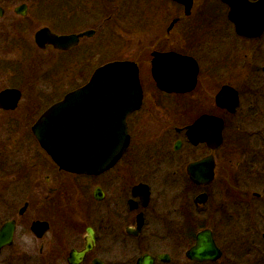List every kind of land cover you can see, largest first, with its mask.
I'll return each mask as SVG.
<instances>
[{
	"label": "flooded vegetation",
	"instance_id": "flooded-vegetation-1",
	"mask_svg": "<svg viewBox=\"0 0 264 264\" xmlns=\"http://www.w3.org/2000/svg\"><path fill=\"white\" fill-rule=\"evenodd\" d=\"M71 1L0 0V233L7 224L13 229L11 243L0 249V264H219L225 249L253 257L239 264H264V102L259 97L264 99V86L257 87L264 80L256 77L264 75V67L245 78L239 52L229 51L230 40L260 51L264 31L258 37L238 34L222 0H202L197 13L199 0H193L189 15L177 1L162 0L158 13L171 9L167 23L150 34L147 27L140 28L156 48L149 61L132 59L138 64L143 99L127 118L129 146L107 171L77 174L59 168L34 127L45 112L89 81L92 74L85 81L82 68H76L80 86L68 89L61 74L68 61L81 64L80 50L94 49L89 41L104 28L108 36L102 44L115 43L117 3L94 0L97 12L86 21L90 27L82 12L70 9ZM76 2L80 9L86 6L84 0ZM96 17L104 19L94 25ZM44 30L78 39L66 43V49L55 48L48 39L40 47L36 36ZM154 53L193 58L199 66L195 87L182 93L159 88L152 72ZM200 56L206 64L202 90ZM144 64L146 77L141 75ZM62 80L65 84L59 85ZM44 81V86L38 84ZM230 90L238 97L233 110ZM243 99L248 101L245 111ZM203 117L209 120L196 128ZM212 118L221 128L218 146ZM184 150L188 161L176 156ZM150 157L158 161L156 168ZM160 159L166 169L175 167L173 176L184 170L186 189L160 182ZM206 160L207 167L204 163L194 171L207 174L213 165V180L193 178L189 167ZM218 177L225 203L212 210L211 187ZM212 213L223 215L222 224L212 222ZM227 225L230 241L223 244L218 230ZM201 235L215 251L198 253Z\"/></svg>",
	"mask_w": 264,
	"mask_h": 264
},
{
	"label": "water",
	"instance_id": "water-1",
	"mask_svg": "<svg viewBox=\"0 0 264 264\" xmlns=\"http://www.w3.org/2000/svg\"><path fill=\"white\" fill-rule=\"evenodd\" d=\"M172 1L184 5L185 14H190L193 0ZM222 1L229 5V19L235 24L238 34L245 37H258L262 34L264 0ZM45 35L51 34L44 30L36 36L40 47L43 46L44 39H48L55 48L66 49V43L74 45L78 39L74 36L67 38ZM84 35L90 36L91 33L81 36ZM153 57L152 72L159 88L170 93H182L195 87L199 66L193 58L176 53H154ZM137 65L133 61H114L99 67L87 84L69 93L42 115L34 127V133L59 168L77 174H100L113 167L122 157L130 143L127 118L140 108L143 99ZM233 94L231 110L238 104L236 92ZM226 95L225 91L218 95L219 104ZM204 120L209 118L203 117L195 127L199 128ZM211 121L213 141L218 146L221 128L216 125L218 121L215 118ZM207 162L208 160L189 167L191 176L194 178L197 174L195 167L204 168ZM211 168L207 174H197L199 180H213V165ZM12 233L11 225H5L0 233V249L11 243ZM198 239V253L215 251L212 241L205 246L204 237L201 235Z\"/></svg>",
	"mask_w": 264,
	"mask_h": 264
},
{
	"label": "rangeland",
	"instance_id": "rangeland-1",
	"mask_svg": "<svg viewBox=\"0 0 264 264\" xmlns=\"http://www.w3.org/2000/svg\"><path fill=\"white\" fill-rule=\"evenodd\" d=\"M76 1L78 0L69 2L70 9L76 8L78 11L82 12L83 14L82 20L85 24L87 19H91L92 17H94L97 12L95 1L94 0H84L86 2V6L83 4L82 9L79 8V4ZM116 3H117L116 4L117 31L114 32V39H113L116 41L111 42V43L113 42L115 43L112 44V46L102 44L103 39H106V36H108L107 28H104L99 33H97V35L94 38H92L89 41L91 44L94 45V49L91 46H89L92 49L89 48L88 50L87 47H84L83 49L80 50V54L84 56L83 62L81 64H75L74 62L68 61L69 64H67V67H69L70 70L69 68H67L66 73L64 72L61 73L66 76L65 78H67L66 86L68 89H73L78 84H79L78 86H80V83L76 81V68H82V71L85 74L84 77L86 81L88 80V78L90 77V75L93 73L94 70H96L97 68H99L100 66L106 63L108 64L109 62L133 61L132 60L133 58L143 59L144 57H145L144 60L149 61L150 59L149 53L156 47L153 46L154 42L150 41L152 36L151 35L145 36L144 34L142 35L140 34V31H142V29L144 31V27H147L146 28L147 31L149 30L158 31L159 27L163 23L164 24L167 23L166 17L170 13L169 11H171L170 6H166V8L164 9V12L160 14V12L158 13V10H160L162 7V0H116ZM203 4L204 2H202V0L201 1L199 0V3L194 9L196 10L195 11L196 13H197L198 8H201ZM102 19H104V17L102 18L96 17L94 25L96 24V22L101 23ZM143 19L146 20L147 25H146V22L143 21ZM119 20L121 21L120 23H119ZM86 26L91 27V22H89V24L86 23ZM141 27L142 29H140ZM83 28H84V25H83ZM147 33L150 34V31ZM230 41H231L230 46L233 48L230 49L229 51H231V53L233 52L236 53V51L239 52V54H237L238 57L241 59V62L239 64L241 68L239 67V70L240 71L242 70L243 76L245 78L246 77L252 78L253 77L251 76L252 70H254L255 72L257 69L260 71L259 73H261V69L262 67H264V48H261L262 52L261 50L255 51V50H251L248 48H244V45L240 44L239 42L237 43L234 40H230ZM199 58L201 60V66L203 65V69L201 70L202 72L200 71L201 72V84H200L201 89L200 90H202L205 85V75H203V71H204L206 64L204 62L205 59H203L202 56H200ZM254 59H256V62H254ZM143 66H144L143 73L141 75L142 77H146L148 75L146 71L147 64H144ZM256 77H257V81L259 80L261 83L264 80V75L262 74H257ZM65 82H66L65 80L59 81V85L61 83L65 84ZM38 84L44 86L43 84H45V81L44 83L42 82ZM263 86L264 85H259L257 87H259L260 89H263ZM259 97H261L262 101L264 102L263 97L262 96H259ZM242 104H243V108H241V111L247 110L246 105L248 104V101L246 99H243ZM261 112L262 114H264V107L262 108ZM259 124L260 123H258V125ZM250 130H252V128ZM175 140L176 139H173V142L171 144V151H172V146ZM153 153L156 154L155 149ZM182 153L176 156H179L180 158L179 160L187 159L188 161V155H186L187 152L184 150ZM149 160H148V163H149ZM151 161H152L153 166L155 165L154 167L156 168V164L158 163V161L157 160L154 161V159L152 160V158H151ZM159 161H160V165H158V167L160 168V171L164 173L162 174L163 176L162 175L159 176L160 182L167 185L166 183H172L173 181L175 182V184L179 185V190L186 189L185 187L186 177H185V174L183 173L184 170H179L180 171L179 175L173 176V173L175 172V167L174 168L170 167L166 169L167 163H162L161 159ZM249 174L250 173L246 174L245 177L248 178ZM218 183H219V177H218V182L216 183V185L211 187V192L213 193L212 210H216L217 206L223 207L225 203L221 195V192L219 190ZM222 218H223V215L221 213H219L218 215H214L213 213L211 214V219L213 223L219 222L220 224H222ZM229 228H230L229 225H227V226L220 227L218 230L219 238L220 240L222 239L223 244L225 243V241L227 243L230 241L228 239V234L231 232ZM240 254L241 253H237V252L230 253L227 249H225L224 258L222 259V262L219 264H226L228 263V261L229 262L232 261L235 264H239L241 263V261L246 262L247 260H250V261L253 260L252 256L245 257Z\"/></svg>",
	"mask_w": 264,
	"mask_h": 264
}]
</instances>
